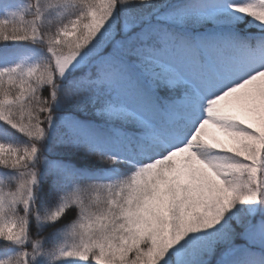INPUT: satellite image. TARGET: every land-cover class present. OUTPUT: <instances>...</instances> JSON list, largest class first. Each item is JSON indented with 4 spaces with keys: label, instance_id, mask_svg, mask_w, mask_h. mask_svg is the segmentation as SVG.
Segmentation results:
<instances>
[{
    "label": "snow or ice",
    "instance_id": "obj_1",
    "mask_svg": "<svg viewBox=\"0 0 264 264\" xmlns=\"http://www.w3.org/2000/svg\"><path fill=\"white\" fill-rule=\"evenodd\" d=\"M0 264H264V0H0Z\"/></svg>",
    "mask_w": 264,
    "mask_h": 264
}]
</instances>
